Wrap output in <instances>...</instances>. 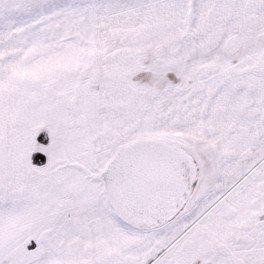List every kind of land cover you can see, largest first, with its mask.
Listing matches in <instances>:
<instances>
[{
  "label": "snow or ice",
  "instance_id": "snow-or-ice-1",
  "mask_svg": "<svg viewBox=\"0 0 264 264\" xmlns=\"http://www.w3.org/2000/svg\"><path fill=\"white\" fill-rule=\"evenodd\" d=\"M0 264H264V0H0Z\"/></svg>",
  "mask_w": 264,
  "mask_h": 264
}]
</instances>
